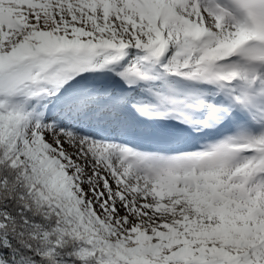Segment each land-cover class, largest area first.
<instances>
[{
	"label": "snow or ice",
	"instance_id": "snow-or-ice-1",
	"mask_svg": "<svg viewBox=\"0 0 264 264\" xmlns=\"http://www.w3.org/2000/svg\"><path fill=\"white\" fill-rule=\"evenodd\" d=\"M0 264H264V0H0Z\"/></svg>",
	"mask_w": 264,
	"mask_h": 264
}]
</instances>
